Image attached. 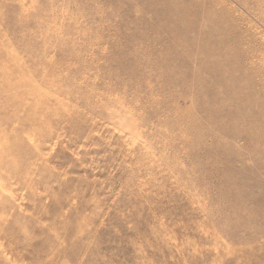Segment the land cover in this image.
<instances>
[{"label": "rangeland", "instance_id": "374dc122", "mask_svg": "<svg viewBox=\"0 0 264 264\" xmlns=\"http://www.w3.org/2000/svg\"><path fill=\"white\" fill-rule=\"evenodd\" d=\"M0 264H264V0H0Z\"/></svg>", "mask_w": 264, "mask_h": 264}, {"label": "bare ground", "instance_id": "6f19581e", "mask_svg": "<svg viewBox=\"0 0 264 264\" xmlns=\"http://www.w3.org/2000/svg\"><path fill=\"white\" fill-rule=\"evenodd\" d=\"M6 48H7V46H6ZM15 55V54H14ZM19 58V57H18ZM36 84V83H35ZM34 86V85H33ZM66 105V104H65ZM137 130V129H136ZM132 134V133H131Z\"/></svg>", "mask_w": 264, "mask_h": 264}]
</instances>
